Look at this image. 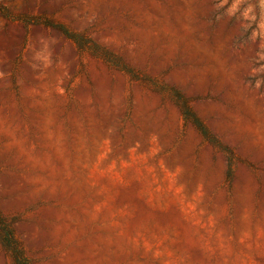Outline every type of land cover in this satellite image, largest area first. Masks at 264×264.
Segmentation results:
<instances>
[{
  "label": "rangeland",
  "instance_id": "obj_1",
  "mask_svg": "<svg viewBox=\"0 0 264 264\" xmlns=\"http://www.w3.org/2000/svg\"><path fill=\"white\" fill-rule=\"evenodd\" d=\"M0 264H264V0H0Z\"/></svg>",
  "mask_w": 264,
  "mask_h": 264
},
{
  "label": "trees",
  "instance_id": "obj_2",
  "mask_svg": "<svg viewBox=\"0 0 264 264\" xmlns=\"http://www.w3.org/2000/svg\"><path fill=\"white\" fill-rule=\"evenodd\" d=\"M59 30H62V32H64L65 34H67L66 32V29H65V27H59L58 28ZM181 109L182 110H184V115H185V117H186V119L189 121L190 120V122L193 120V118H194V115L191 113V111L188 109V107L187 106H183L182 105V107H181ZM193 123H194V125L197 127V129L202 133V134H204V136H206V129H205V127L200 123V122H198V121H196V120H194V121H192Z\"/></svg>",
  "mask_w": 264,
  "mask_h": 264
}]
</instances>
